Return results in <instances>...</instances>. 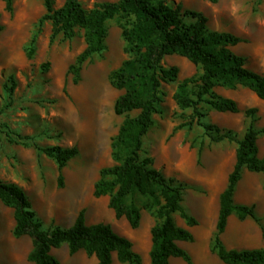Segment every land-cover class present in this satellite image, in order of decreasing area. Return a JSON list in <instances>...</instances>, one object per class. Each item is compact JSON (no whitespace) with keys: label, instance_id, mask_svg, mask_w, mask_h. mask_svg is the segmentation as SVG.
<instances>
[{"label":"rangeland","instance_id":"1","mask_svg":"<svg viewBox=\"0 0 264 264\" xmlns=\"http://www.w3.org/2000/svg\"><path fill=\"white\" fill-rule=\"evenodd\" d=\"M53 1L55 7H60L66 0ZM107 1L118 0H81L88 9ZM170 1L203 12L210 30L228 31L242 37L244 41L232 49L246 58L247 67L264 74V0ZM45 12V0H14L13 12L5 9V0H0V24L4 26L0 32V106L10 101L5 91L9 77L14 76L16 80L13 104L0 114V180L17 183L26 191L46 227H70L84 209L88 224H111L118 233L131 239L143 264H150L151 230L159 220L146 207L148 198H137L142 220L138 228H133L126 217H116L109 195L96 197L94 194L101 170L118 163L112 143L126 117L116 114L114 109L124 90L111 82L112 72L129 57L122 35L123 19L118 16L106 22V48L85 62L81 79L76 83L75 74L69 68L87 47L85 30L77 28L72 38L60 34L52 40L51 21H45L38 29ZM35 33L34 53L28 57L26 47ZM163 64L177 65L180 73L176 82L162 84L160 113L154 115L155 122L144 138L142 155L152 157L156 169L186 185L184 205L199 224L189 228L179 213L174 217L179 226L189 228L194 234L193 241L181 242L192 255L194 264H226L212 250V242L220 194L236 163L238 143L228 139L212 141L197 119L190 126L193 109L183 110L175 99L179 83L198 77L201 67L178 54L165 56ZM195 89L190 83L189 93L193 94ZM215 90L236 100L241 111L218 112L202 105L201 111L206 114L204 121L231 129L240 139L252 120L245 112L256 107L254 126L264 129V100L253 90L242 84L236 88L216 86ZM9 129L33 136L42 147L78 148V154L62 170L63 186L59 185L60 170L56 161L34 145L10 141ZM258 146V155L263 158L264 133L258 137ZM235 200L255 205L261 222L250 217L242 220L232 214L222 235L225 246L229 249L264 247V174L245 169ZM15 223L14 209L0 200V264H31L28 256L33 248L32 238L28 235L17 238L13 232ZM52 253L63 264L98 263L97 257L85 250L71 254L66 244L54 248ZM180 258L182 263L172 259V264H189ZM112 264H124L116 252Z\"/></svg>","mask_w":264,"mask_h":264},{"label":"trees","instance_id":"2","mask_svg":"<svg viewBox=\"0 0 264 264\" xmlns=\"http://www.w3.org/2000/svg\"><path fill=\"white\" fill-rule=\"evenodd\" d=\"M45 6L46 12L39 20L38 29L45 21H51L52 40L60 34L72 38L77 28L85 30L87 47L69 68L75 74L76 83L81 79L85 62L106 48V22L118 16L123 19L122 35L129 57L112 72L111 82L124 90L114 109L116 114L126 117L112 143L113 156L118 163L101 170L94 194L96 197L109 195L110 207L114 209L116 217H126L133 228H138L142 220L137 198H148L146 207L153 210L159 220L151 230V264H171V257H182L189 264H194L190 252L179 244V241H193L194 234L189 228L179 226L174 215L179 213L189 227L199 224L184 205L186 185L156 169L152 157L142 155L144 138L155 122L154 115L160 113L162 84L176 82L179 77L180 68L177 65L163 64L164 57L173 54L189 59L202 70L198 77L180 82L175 93L180 108L194 111L189 125L192 126L194 119H197L198 125L204 128L212 141L228 139L238 143L236 163L220 194L212 250L226 264H264V247L229 249L222 240L232 214L242 220L250 217L261 222L255 205L241 204L235 200L237 186L245 169L264 174V157L258 155V137L264 133V129H256L253 118L258 109L253 107L246 110V115L252 120L240 139L233 130L204 121L206 114L201 111L202 105L218 112L241 111L238 102L218 94L216 86L236 88L242 84L264 100V74L247 67L246 58L232 49L244 39L228 31L210 30L208 18L203 12L186 9L181 2L170 0L107 1L90 9L81 0H66L60 7H55L53 0H45ZM5 9L13 12L14 0H5ZM3 29L4 26L0 24V32ZM36 38L35 33L26 47L28 57L33 56ZM190 83L196 87L193 94L188 90ZM15 87V77L10 76L5 85L10 101L0 106V114L13 104ZM135 110L139 111L138 114H129ZM5 126L8 128L7 124ZM7 136L10 141L34 145L39 152L53 158L60 170L59 185L63 186L62 170L78 154L76 146L42 147L34 141L33 136L11 129L7 130ZM0 200L14 209V235L17 238L24 235L32 238L33 248L28 256L31 264H63L52 253L54 248L63 244L68 246L71 254L85 250L88 255H95L97 264H112L115 252L118 260L124 264H143L130 238L118 233L109 223L88 224L84 209L70 227H46L28 194L17 183L0 180Z\"/></svg>","mask_w":264,"mask_h":264},{"label":"crops","instance_id":"3","mask_svg":"<svg viewBox=\"0 0 264 264\" xmlns=\"http://www.w3.org/2000/svg\"><path fill=\"white\" fill-rule=\"evenodd\" d=\"M190 228V227H189ZM181 242H183V241H179V244L181 245ZM172 259H176V260H178V262H180V263H182V261H181V258L180 257H171V259H170V262H171V264H172ZM144 262V261H143ZM150 264H151V257H150Z\"/></svg>","mask_w":264,"mask_h":264}]
</instances>
